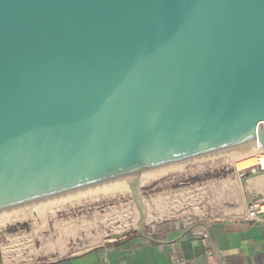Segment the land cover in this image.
<instances>
[{"label": "water", "instance_id": "95a60500", "mask_svg": "<svg viewBox=\"0 0 264 264\" xmlns=\"http://www.w3.org/2000/svg\"><path fill=\"white\" fill-rule=\"evenodd\" d=\"M264 146V0H0V217Z\"/></svg>", "mask_w": 264, "mask_h": 264}, {"label": "crops", "instance_id": "0c3cea01", "mask_svg": "<svg viewBox=\"0 0 264 264\" xmlns=\"http://www.w3.org/2000/svg\"><path fill=\"white\" fill-rule=\"evenodd\" d=\"M252 201L264 202V171L238 177L233 165L225 177L155 195L128 235L36 263L11 239L0 243V264H264V218L243 217Z\"/></svg>", "mask_w": 264, "mask_h": 264}, {"label": "rangeland", "instance_id": "374dc122", "mask_svg": "<svg viewBox=\"0 0 264 264\" xmlns=\"http://www.w3.org/2000/svg\"><path fill=\"white\" fill-rule=\"evenodd\" d=\"M248 163L250 162L243 161L239 166H234L239 169ZM232 169L233 164L229 162L214 168L194 171L195 173L184 174L178 171L157 177L146 185H139L138 199L142 207H147L155 195L165 190L172 189L178 193L196 183L225 177ZM192 178L199 180L193 182ZM105 196L89 203L45 214L43 212L44 215L41 213L35 222L31 219L14 222L8 225V239L4 238L1 243L21 239V257L36 263L77 254L134 232L140 223V212L129 189L120 194Z\"/></svg>", "mask_w": 264, "mask_h": 264}, {"label": "bare ground", "instance_id": "6f19581e", "mask_svg": "<svg viewBox=\"0 0 264 264\" xmlns=\"http://www.w3.org/2000/svg\"><path fill=\"white\" fill-rule=\"evenodd\" d=\"M256 149L257 148L249 150V151H245L242 153H238V154H235L232 156H228V157H225L222 159H218L215 161H211V162H208L205 164H201V165H198L195 167L184 169V170H181V172H184V174H186L185 172H194V171H199V170L206 169V168H214V167H217L223 163L226 164L229 162H232V164L235 166L242 163L243 161L250 162L247 165L239 168V169H242L244 167H247L249 165L256 163L257 159L254 157V153H255ZM262 161L264 164V156H263ZM150 182H151L150 180H147L144 182L137 183V185H146ZM127 189H129L128 186L118 188V189H114V190L101 192V193H97V194H93V195H89V196H85V197H81V198H77V199H73V200H69V201H65V202H61V203H57V204H52V205L36 208V209H32V210H28V211H24V212H20V213L8 215V216H4V217H1L0 223L1 224L14 223V222H19L23 219H31L34 221L39 215H41V213L43 214V212L45 214V212H53L55 210L65 209V208L72 207L75 205H81L84 203H89V202L97 200L98 198L103 197L105 195L112 194V196H113V194L123 193Z\"/></svg>", "mask_w": 264, "mask_h": 264}, {"label": "built area", "instance_id": "2783aa9c", "mask_svg": "<svg viewBox=\"0 0 264 264\" xmlns=\"http://www.w3.org/2000/svg\"><path fill=\"white\" fill-rule=\"evenodd\" d=\"M263 156H264V146L259 147L256 149L254 153V157L257 159L255 164L249 165L242 169H237L235 166L236 173L238 177H244L247 175V171L251 174H255L259 171H264V164H263ZM244 219L253 221V220H260L264 218V202L260 201H252L246 204L245 211L243 215ZM12 223H7L0 225V243L4 238L8 235V225Z\"/></svg>", "mask_w": 264, "mask_h": 264}, {"label": "trees", "instance_id": "16d2710c", "mask_svg": "<svg viewBox=\"0 0 264 264\" xmlns=\"http://www.w3.org/2000/svg\"><path fill=\"white\" fill-rule=\"evenodd\" d=\"M199 179L198 178H192L191 179V181H193V182H196V181H198Z\"/></svg>", "mask_w": 264, "mask_h": 264}]
</instances>
